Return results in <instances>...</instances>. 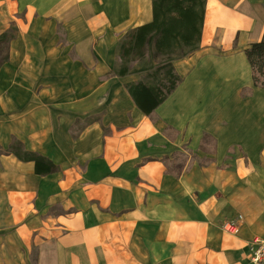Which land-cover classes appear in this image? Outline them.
<instances>
[{
	"label": "crops",
	"instance_id": "1",
	"mask_svg": "<svg viewBox=\"0 0 264 264\" xmlns=\"http://www.w3.org/2000/svg\"><path fill=\"white\" fill-rule=\"evenodd\" d=\"M151 20V0H0V35L17 30L0 68V264H264L250 252L264 239V89L240 96L264 0H206L155 123L126 92L139 76L103 78L122 35ZM13 140L58 171L37 175ZM180 151L211 163L172 174Z\"/></svg>",
	"mask_w": 264,
	"mask_h": 264
},
{
	"label": "trees",
	"instance_id": "2",
	"mask_svg": "<svg viewBox=\"0 0 264 264\" xmlns=\"http://www.w3.org/2000/svg\"><path fill=\"white\" fill-rule=\"evenodd\" d=\"M152 20L122 35L117 45L119 64L108 71L105 80L131 75L139 76L134 82L125 84V89L137 109L152 123L158 120L156 109L175 91L183 78L175 71L173 61L181 60L194 52L199 45L206 0H151ZM17 30L11 26L0 35V68L8 61L9 43ZM249 65L252 87L243 88L242 98L250 97L253 88L264 89V40L250 43L244 50ZM138 64V65H137ZM163 135L174 140L177 131L171 127ZM21 150V144L13 140L8 153L19 160L34 163L37 175L58 171L46 158ZM199 150L207 154L215 152V140L204 134ZM175 160L165 161L167 171L178 175L183 166L188 169L193 163L207 166L209 158H198L195 154L176 152ZM177 165H180L177 167ZM177 167V168H176Z\"/></svg>",
	"mask_w": 264,
	"mask_h": 264
},
{
	"label": "built area",
	"instance_id": "3",
	"mask_svg": "<svg viewBox=\"0 0 264 264\" xmlns=\"http://www.w3.org/2000/svg\"><path fill=\"white\" fill-rule=\"evenodd\" d=\"M223 230L231 233L237 234L239 227L235 224H225ZM251 260L254 263H260L264 261V239H256L252 246L250 247Z\"/></svg>",
	"mask_w": 264,
	"mask_h": 264
},
{
	"label": "rangeland",
	"instance_id": "4",
	"mask_svg": "<svg viewBox=\"0 0 264 264\" xmlns=\"http://www.w3.org/2000/svg\"><path fill=\"white\" fill-rule=\"evenodd\" d=\"M214 56H216V57H220V58H222V57H224L225 55H227V53H228V51H225L223 48H222V44H220V43H217L216 42V44H214ZM138 65V64H137Z\"/></svg>",
	"mask_w": 264,
	"mask_h": 264
}]
</instances>
